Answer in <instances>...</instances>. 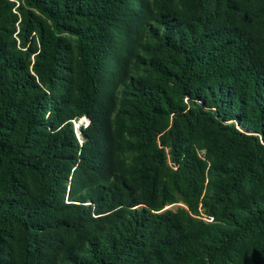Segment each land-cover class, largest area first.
<instances>
[{"label": "trees", "instance_id": "trees-1", "mask_svg": "<svg viewBox=\"0 0 264 264\" xmlns=\"http://www.w3.org/2000/svg\"><path fill=\"white\" fill-rule=\"evenodd\" d=\"M0 264H264V0H0Z\"/></svg>", "mask_w": 264, "mask_h": 264}, {"label": "rangeland", "instance_id": "rangeland-1", "mask_svg": "<svg viewBox=\"0 0 264 264\" xmlns=\"http://www.w3.org/2000/svg\"><path fill=\"white\" fill-rule=\"evenodd\" d=\"M46 118H47V115H46ZM88 120L87 119H84V120H81V121H78L76 122V124L74 125L75 127V133H76V136L79 138V139H82V135H81V127H86L88 125ZM176 206H179V205H176ZM176 206L174 208H176ZM207 221H212V219L210 220H207Z\"/></svg>", "mask_w": 264, "mask_h": 264}, {"label": "bare ground", "instance_id": "bare-ground-1", "mask_svg": "<svg viewBox=\"0 0 264 264\" xmlns=\"http://www.w3.org/2000/svg\"><path fill=\"white\" fill-rule=\"evenodd\" d=\"M82 120H84V119H82Z\"/></svg>", "mask_w": 264, "mask_h": 264}]
</instances>
